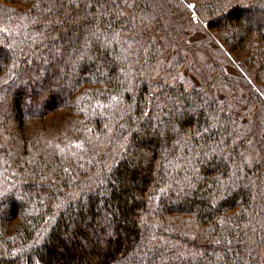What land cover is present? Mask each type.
Instances as JSON below:
<instances>
[{
  "label": "trees",
  "instance_id": "1",
  "mask_svg": "<svg viewBox=\"0 0 264 264\" xmlns=\"http://www.w3.org/2000/svg\"><path fill=\"white\" fill-rule=\"evenodd\" d=\"M139 249L264 264V0H0V264Z\"/></svg>",
  "mask_w": 264,
  "mask_h": 264
},
{
  "label": "rangeland",
  "instance_id": "2",
  "mask_svg": "<svg viewBox=\"0 0 264 264\" xmlns=\"http://www.w3.org/2000/svg\"><path fill=\"white\" fill-rule=\"evenodd\" d=\"M48 7H41V10H42V12H47L48 11ZM101 42V41H100ZM104 44V43H103ZM102 44V45H103ZM59 46V45H58ZM26 60H28L29 61V58H28V56L26 57ZM71 62H72V60H71ZM97 65H99V66H101L102 64H101V62H97L96 61V63H95V66H97ZM62 84H63V87L64 88H66L65 86H66V84H68V82L67 81H65V80H63L62 81ZM65 90V89H64ZM58 91H63V88L62 87H59V89H56V92H58ZM42 95H39V99L43 96V94L44 93H41ZM31 97V92L29 91V88H27V87H25L24 89H23V91H22V94H21V96H20V99H21V101L22 102H25V101H27L29 98ZM38 98H37V100H39ZM26 204H27V206H28V201H26L25 202ZM30 204V203H29ZM32 205V204H31ZM29 210H30V208H28ZM138 252H141V250L139 249V250H137L135 253H133V255H131V257H129V255L128 256H125L124 258H123V260H121V261H119L120 262V264H141L140 262H138V261H136V258H140V254L138 253ZM135 259V260H134ZM130 261H132L131 263H130ZM118 262V263H119ZM150 262V264H155L153 261H149ZM117 263V264H118Z\"/></svg>",
  "mask_w": 264,
  "mask_h": 264
},
{
  "label": "snow or ice",
  "instance_id": "3",
  "mask_svg": "<svg viewBox=\"0 0 264 264\" xmlns=\"http://www.w3.org/2000/svg\"><path fill=\"white\" fill-rule=\"evenodd\" d=\"M189 7L195 8V5H189ZM193 18H195V17H193Z\"/></svg>",
  "mask_w": 264,
  "mask_h": 264
}]
</instances>
